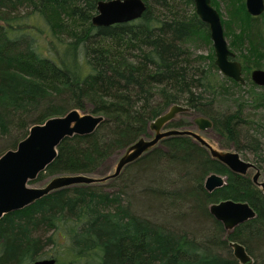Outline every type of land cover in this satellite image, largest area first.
<instances>
[{
  "label": "trees",
  "instance_id": "1",
  "mask_svg": "<svg viewBox=\"0 0 264 264\" xmlns=\"http://www.w3.org/2000/svg\"><path fill=\"white\" fill-rule=\"evenodd\" d=\"M97 1L0 0V154L32 125L77 109L103 120L91 134L63 139L36 180L99 172L106 158L181 104L209 118L225 138L222 146L249 154L264 175V141L254 133L264 126V87L249 78L264 64V12L251 16L244 0H222L230 15L221 20L225 31L228 20L246 16L229 42L242 85L213 63L203 67L186 47L201 32L209 38L195 12L178 9L193 0H143L140 18L94 26ZM220 1L211 0L218 12ZM245 87V97L235 95ZM189 124L173 119L167 128ZM213 171L226 183L208 191L203 183ZM225 198L247 201L255 216L224 229L208 205ZM229 240L244 245L247 264H264V192L191 137L174 135L106 183L57 188L2 215L0 264L46 256L55 264H242Z\"/></svg>",
  "mask_w": 264,
  "mask_h": 264
},
{
  "label": "water",
  "instance_id": "2",
  "mask_svg": "<svg viewBox=\"0 0 264 264\" xmlns=\"http://www.w3.org/2000/svg\"><path fill=\"white\" fill-rule=\"evenodd\" d=\"M244 6L251 16H259L264 12V0H244ZM193 7L198 19L208 28L215 57L214 65L219 73L242 85L245 84L241 63L228 45L221 16L211 0H193ZM145 9L146 4L143 0H99L96 3L95 14L91 17V23L94 26H108L133 21L140 18ZM249 78L254 85L264 87V69H252ZM187 111L186 106L174 104L157 116L148 125L153 135L150 138L140 137L133 142L119 156L112 172L100 176L88 173H59L49 177L43 185L39 186L30 185V183L35 181L37 175L55 158L61 141L73 135L91 134L103 120V116L70 109L63 115L53 116L43 123L32 125L27 135L17 143L14 149L5 150L0 154V217L54 189L73 184L99 183L113 178L126 164L157 146L161 139L174 135L191 137L208 150L211 157L224 163L233 172L246 174L250 168H253L251 180L264 192V177H261V170L253 161L243 158L237 150L216 149L192 128H167L168 122L173 120L176 114ZM194 116L193 126L198 130L213 127L209 118ZM225 183L226 175L213 171L206 175L203 185L206 190L212 191ZM208 210L226 230H231L237 224L255 216L254 208L247 201L231 198L211 202ZM228 243L232 247L233 256L240 263L251 262L252 258L241 242L229 240ZM55 263V257L46 256L33 260L31 264Z\"/></svg>",
  "mask_w": 264,
  "mask_h": 264
},
{
  "label": "rangeland",
  "instance_id": "3",
  "mask_svg": "<svg viewBox=\"0 0 264 264\" xmlns=\"http://www.w3.org/2000/svg\"><path fill=\"white\" fill-rule=\"evenodd\" d=\"M180 1L182 0H178L177 3H180ZM245 7V6H244ZM178 9H183L186 10L188 13V16L192 15L194 12V7L191 6L189 3L184 4V2L179 4ZM219 14L221 16V20H227L230 15L228 13V11L226 10L225 7V3L221 0L219 2ZM246 10V9H245ZM181 11V10H180ZM247 12V11H246ZM95 14V13H94ZM65 20V18L63 19ZM246 22V16L244 13H241L237 16L233 17L232 20H228L227 22V29L225 31V23L222 22L223 24V29H224V35L225 33L227 34V31L229 34L225 35L228 45L229 42L232 38V32H239L242 28H244V23ZM71 23V22H70ZM77 26V25H75ZM186 47L192 52L193 56H195L197 58V61L205 68L207 69H211L210 65L213 63L214 64V52H213V48H212V43L210 38H207L206 35L201 32L198 35V38L195 40H188L186 43ZM230 47V46H229ZM230 49L237 54V51H235L234 49H232L230 47ZM264 62V60L262 61ZM264 69V64L261 65V67ZM214 73L216 74V72L214 71ZM219 73V71H218ZM220 74V73H219ZM217 75V74H216ZM257 91H259V89H256ZM247 94V87L243 88L242 90H240L237 95H243L245 97V95ZM230 105V102H229ZM233 106V105H230ZM191 111V110H189ZM88 112V111H87ZM193 114V112H184V113H178L175 115V119H179V118H185L188 120H192V118H190V116ZM195 115V113H194ZM262 123L264 124V122L262 121ZM187 128H192L193 131L197 132L198 134H200L205 140H207L208 142L211 143V145L213 147H215L216 149H221V150H234L233 147H229V148H224L222 145L225 143V138L218 132L216 131L213 127L210 129H206V130H198L195 126H193V124L191 123L190 125L184 126ZM254 133L257 135V137H259L261 140L264 141V126H261L259 129H257L256 131H254ZM153 135V132L150 131V129L147 127L146 129V133L144 135H142L141 137H145V138H150ZM128 148V147H127ZM121 149L118 152H115L113 154H111L108 158H106V160L104 161L101 169L99 170V172H93L91 173L92 175L95 176H100L103 174H107L109 172H112L114 169V166L119 158V156L127 149ZM240 155L248 160H251L250 155L249 154H243L242 152H239ZM254 173V169L250 168L248 170V172L246 173V175H248L250 178ZM223 174V173H222ZM261 177H264L262 170H261ZM224 175V174H223ZM51 176H44L41 177L33 182L30 183V185H43ZM109 179L105 180L104 183L108 182ZM219 201V200H218ZM231 251H232V247H231Z\"/></svg>",
  "mask_w": 264,
  "mask_h": 264
},
{
  "label": "flooded vegetation",
  "instance_id": "4",
  "mask_svg": "<svg viewBox=\"0 0 264 264\" xmlns=\"http://www.w3.org/2000/svg\"><path fill=\"white\" fill-rule=\"evenodd\" d=\"M195 116H194V114H192L191 116H190V118H192V120H189V122H190V124L192 123L193 124V118H194ZM174 119H175V117H174ZM189 124V125H190Z\"/></svg>",
  "mask_w": 264,
  "mask_h": 264
}]
</instances>
